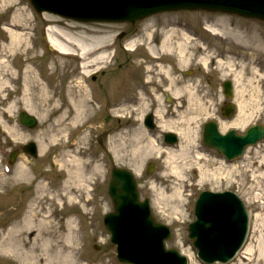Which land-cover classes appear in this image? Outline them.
Wrapping results in <instances>:
<instances>
[{
	"label": "rangeland",
	"instance_id": "obj_1",
	"mask_svg": "<svg viewBox=\"0 0 264 264\" xmlns=\"http://www.w3.org/2000/svg\"><path fill=\"white\" fill-rule=\"evenodd\" d=\"M15 17L20 19L17 25L13 22ZM154 19L160 21L164 27L170 25L172 22H180V25L184 23V26L188 28L190 38L185 39L186 61L182 62L179 58V60L177 59V43L174 42V40L180 41L183 35L180 31L172 30L175 33H170L169 48L172 50L170 52L173 53V56H168L166 61L163 58V60L150 62L148 60L151 59L148 57L150 54L146 52L143 45L139 52L111 48L103 62L96 63L87 69L88 72L84 77V84L86 87H111L110 90L112 92V87H122V89L117 90L113 94L117 95L121 92L126 95L124 87H139L142 82L153 85L157 84L156 80L159 81L158 83H161L162 80L164 82L162 68H166L173 73H182L185 79L182 84L178 82V87H185L183 90L186 92L191 93L192 90L196 94L195 113H192L193 102L188 104L189 109L184 108L183 111L186 116L195 115L194 119H190L187 122L189 128L194 132L191 140L186 144L187 149L185 154L180 155L177 145L173 147L164 145L162 132L167 126L176 127L179 126L178 124H181L179 117H181L182 107H175V111H172L171 106L166 107V112L162 108L163 106L157 105L159 109H163L164 115L162 119L160 117L159 120H156V128L152 132H148L142 127L139 120H132L131 123L124 122L127 119L129 110H131L130 107L121 109V115H125L126 118H122V121L116 122L111 113L109 114L110 111H106L107 107L101 108L98 111L96 104L85 98L87 100L85 104L88 107L87 115L89 119H87V123H83L85 121L82 118L80 119L81 122L79 120L75 122L76 126L79 123L84 124L83 127L76 130V133L83 131V133L87 134L86 139L81 144L84 150L82 155L89 154L91 158L99 160L100 167L94 174L89 175V180H86V178L84 179L86 181L83 182V185H87L85 187L88 189V194L86 195L87 192L84 194V197L87 199L88 212L85 215L77 212L79 217H76L77 221L75 223L77 226L81 225L77 245L78 254L81 255L80 263L122 264L115 258V245L110 242L109 234L103 225V215L112 209L110 198L107 195V184L111 166L115 165L117 167L129 168L132 172L134 171L140 196L149 198L152 212L156 219L167 224L173 232L172 238L166 241V245L168 247H175L184 253L189 259L188 264H201L196 257L194 247L187 238V224L194 219L192 210L198 193L204 189L234 191L244 201L250 214V230L247 244H250L252 247V254L246 255L242 251L227 264H240L241 261L246 264H264V254L258 257L257 252V236H260L264 241V181L261 179L263 175L260 174L264 173V168H256L258 167V163L262 162L260 158L264 156V141L247 147L243 155L238 159L226 162L214 150L203 146L200 140L202 123L213 117L217 120L218 117H221L219 113V105L223 99L221 83L224 79H231L233 77V75L229 74L232 71L235 74L238 71L243 73L244 69L246 76H242V78L243 82L247 84L248 78L256 75L252 69L254 67L258 71L256 79L260 86L253 87L252 85H248L246 87L244 98L242 99L248 98L247 101L249 99L252 101L255 100L254 96H258L257 100L260 101L254 103L261 104L257 105L256 109L253 110L252 120L241 128H238V131H242L251 123H264V60L261 58L254 60L249 58L250 50L247 44L229 42L228 39L220 35L217 37L210 34L205 29L207 24L212 26L219 23V21H223V19H228L230 24H237L241 30L248 29V32H252L257 37L264 39V22L234 14L204 10L164 12L154 16ZM98 26L107 27L105 25L83 24L65 20L48 13H38L34 10L29 0H0V61L2 57L9 58L5 56L3 48L9 46V34L11 31L19 32L26 36L29 45L34 46L36 53L39 55V61L42 62V66L45 69V64L49 65L52 61L55 62V60L60 63L63 60L61 57L67 56L59 53L57 50L49 51L47 49L45 37H47L49 30H52L54 32L53 35L62 42H67L68 40L58 30L82 39L84 42H90L93 39L90 38L91 34L88 32L96 33L95 30ZM109 30L104 32L111 35L103 38V44L109 43L113 39L114 30ZM153 30L157 36L159 32L156 29ZM150 42L151 44L153 43L152 40ZM155 48L160 51L159 47ZM201 49L215 56V60L230 58L235 62L236 66L232 70L231 68L220 70L214 60L209 63L208 67L204 68L198 61L199 56L202 55ZM249 62L252 64L248 68H243V65H240V63L249 64ZM20 63V66H22L21 60ZM161 63L163 65H160ZM76 65L77 61L70 63L67 70L75 69L76 72L82 71ZM47 67H50V65ZM19 68L17 67V69ZM35 68L36 72L40 70L38 67ZM98 69L99 71L94 73ZM189 69L194 71L192 75L194 74L195 77L186 74V71ZM13 70L17 71L14 67ZM50 70L48 69L47 73ZM228 71L229 73L226 74ZM92 76L95 77L92 78ZM145 78L150 80V82H144L143 79ZM38 88L40 89V87ZM48 90L49 94L54 95V97L49 99L47 106H42L38 102L43 94H39L37 90L34 92L35 102L31 103L30 108L34 110L33 114L36 116L38 122L32 129L24 127L18 121V112L24 109L19 91L16 95L17 101L10 115H1L6 102L0 103V180L10 178L9 181H12L14 177H6L13 172L14 166L11 167V172L9 173L3 170L10 148L18 147L21 143L30 139H37L38 132L43 128L41 120L37 116L38 112L51 108L55 102L58 105L62 104L66 106L70 96L69 93L72 96H77L79 94L77 92H80V89L77 87H49ZM185 91L181 92L184 95L182 99L187 98L184 94ZM233 93V100L236 103L237 97L234 84ZM3 95H6V93H3ZM146 109L147 104L138 106L134 110L135 117L140 116ZM237 109L238 106L236 105ZM114 111L116 112V110ZM95 112L97 114H94ZM175 113L180 114L177 116ZM100 115L103 118L99 119L98 116ZM48 119V123H51L53 117L51 116ZM103 127L106 129L104 128L103 130ZM7 128H14V136L7 134ZM229 128L230 126L221 128L220 124L222 131H226ZM105 130L117 131L115 132L114 144H122L123 149L118 147L116 154L107 151V146L110 144L106 143V138L109 135L107 134L105 138ZM73 137H75V134ZM101 140L104 148L103 145H100ZM48 142L50 140L46 141V143ZM182 144H184V139L182 140ZM58 154V147L54 146L51 142L48 143V147L43 154L39 152L37 158L27 159L28 163L25 162L24 164L33 171V174L38 175L44 170L51 169V167L55 168L53 157ZM23 160V158L20 159L21 162ZM149 160L156 164V168L152 173L147 175L144 169L146 162ZM248 161H250L249 167L246 164ZM254 169L256 171H253ZM53 172L54 174L48 171L47 177L52 184L51 189L55 190L59 187V181L62 179L63 172L55 169ZM254 176L256 177L254 178ZM32 190L33 184L25 185V183L14 187L0 188V225L24 212L25 203ZM16 211H19L17 215H15ZM64 214V210L54 207L55 219H61ZM95 246L99 248L96 249ZM189 255L192 256L191 259ZM2 259V256H0V264H5L2 263Z\"/></svg>",
	"mask_w": 264,
	"mask_h": 264
},
{
	"label": "bare ground",
	"instance_id": "obj_2",
	"mask_svg": "<svg viewBox=\"0 0 264 264\" xmlns=\"http://www.w3.org/2000/svg\"><path fill=\"white\" fill-rule=\"evenodd\" d=\"M13 22L17 25L20 19L15 17ZM207 30L217 37L220 35L228 39L229 42L247 44L250 50L249 58H252V60L261 58L264 60V39L257 37L252 32H248V29L241 30L237 24H230L228 19H223V21H219L216 25L211 26L207 24ZM58 31L60 32V30ZM167 32L169 31L165 32L161 41V47H169L167 40L170 34L166 35ZM62 33L68 40L66 43L53 35L52 30L47 32V39L52 47H56L62 53H71V56L67 58L61 57L63 60L60 63L56 62V60L55 62L52 61L49 64L50 67H47L49 65L44 63V69L42 62L39 61V55L36 53L34 46L29 45L26 36L19 32H10L9 46L3 48L5 56L9 55L8 57L10 58L6 59L2 57L0 61V103L6 102L1 115H10L17 101L16 95L18 91L23 100L24 107L30 112H34L30 108V105L35 102V90L39 94H43L38 102L42 106H47L49 99L54 97V95L49 94L48 87H86L84 77L88 72L87 69L96 63L104 61L107 57L109 46L102 44L103 38L101 36L92 37V41L84 42V40L70 36L68 33L63 31ZM182 35L183 37L177 42V49L179 52L178 58L184 62L187 60V56L185 55V39H188L186 28H183ZM148 50L154 55L153 46H149ZM201 50L202 55L199 56L198 61L206 68L209 63L215 60V56L208 54L203 49ZM20 60L23 63L22 69H18L19 71L16 73L12 67H20ZM74 61H77L76 67L82 70L81 73L76 72L75 69L67 70L69 64ZM215 62L220 70L228 68L232 70L236 66L235 62L230 58H226V60L218 59ZM37 64L42 66V71L38 74L35 71ZM250 64L252 63H240V65H243V68L250 67ZM48 69L51 70L47 73ZM252 69L258 76V71L254 67ZM228 73L229 71L226 74ZM229 74L233 75L232 80L236 90V105L238 109L233 121L227 122L223 120L220 124L221 128L227 126L240 128L252 120L253 110L256 109L257 105L261 104L254 103L260 101L257 100L258 96H254L255 100L252 101L250 99L247 101L248 98H245L246 100L242 99L244 98L246 87L248 85H252L253 87L260 86L258 85L256 75L249 77L247 84L243 82L242 76H246L244 69L243 73L238 71L235 74L232 71ZM5 92L7 94L3 95ZM175 94H178V91ZM83 107L81 95H78L76 103L68 98L66 106L62 104L58 105L55 102L51 108L38 112V118L41 120L43 127L37 134L40 153L43 154L48 147V143L51 142L59 150L58 157L56 155V161L59 162L61 167L57 170L63 172V178L58 188L55 190L51 189L52 184L47 180V172L50 171L51 173L53 167L44 170L42 173L40 172L37 176H33L29 173V168L26 165L18 164L16 172L13 175L14 177L11 176V178L13 177L12 181H9L10 178L7 179L8 181L0 180V188L14 187L21 183L33 184V190L31 194L29 193L24 212L0 225V256L3 258L2 263L81 264V255L78 254L77 248L80 227L75 225L76 212H80L81 214L87 213V202L84 197L87 189L86 185H83V182L89 180V175L94 174L100 167L99 160L92 159L89 154L82 155L84 150L81 144L86 139L87 134L83 133V131L76 133V130L83 127L84 124L79 123L76 126L75 122L78 120L80 122ZM157 113L159 117L163 114L160 109L157 110ZM51 116L53 119L51 123H48V118ZM185 119L183 124H178L179 126L176 128L173 126L165 128L175 130L180 139H184V144L181 142L177 146L180 155L185 154L187 149L186 144L191 140L194 132L189 128L187 119ZM7 133L9 136H14V128H7ZM74 133L75 137H73ZM112 139H108V144H110L108 148L110 152L116 154L118 147L123 149V145H115L114 136H112ZM48 140L50 142L46 143ZM260 161L262 162L258 163V167H256L258 169L260 167L264 168V156L260 158ZM54 163L55 160H53ZM246 164L249 167L250 161ZM135 168L134 170L137 171ZM253 171L256 170L254 169ZM260 174L263 175L261 179L264 181V173ZM84 179L86 180L84 181ZM54 207L65 211L61 219L54 218ZM69 208L71 209L68 211ZM75 209L77 210L75 211ZM18 213L19 211H16L15 215ZM257 241L259 257L264 254V241L260 236H257ZM244 251L245 254H252L250 244L245 247ZM240 264L246 263L240 262Z\"/></svg>",
	"mask_w": 264,
	"mask_h": 264
},
{
	"label": "water",
	"instance_id": "obj_3",
	"mask_svg": "<svg viewBox=\"0 0 264 264\" xmlns=\"http://www.w3.org/2000/svg\"><path fill=\"white\" fill-rule=\"evenodd\" d=\"M39 9H46L81 20H130L149 13L175 8L204 7L236 12L264 19V0H31ZM225 94L230 85L224 83ZM231 103L223 108L229 115ZM27 125L34 124L31 117L21 114ZM264 137L260 124L249 127L244 134L230 130L220 134L214 121L204 124L203 142L213 146L228 158L238 156L245 145ZM174 136L167 135L172 141ZM114 212L104 222L117 244V257L132 264H185V257L174 248L167 249L164 240L171 236L169 228L153 218L148 200L140 201L132 174L114 168L109 184ZM197 220L188 226L189 237L198 247V254L206 262L227 261L242 243L248 216L241 200L232 192H202L195 207Z\"/></svg>",
	"mask_w": 264,
	"mask_h": 264
},
{
	"label": "flooded vegetation",
	"instance_id": "obj_4",
	"mask_svg": "<svg viewBox=\"0 0 264 264\" xmlns=\"http://www.w3.org/2000/svg\"><path fill=\"white\" fill-rule=\"evenodd\" d=\"M130 89L132 90V92H129V95L131 97H134V100L135 98L137 97V95L135 94V92H141L142 90H145L146 87H130Z\"/></svg>",
	"mask_w": 264,
	"mask_h": 264
}]
</instances>
